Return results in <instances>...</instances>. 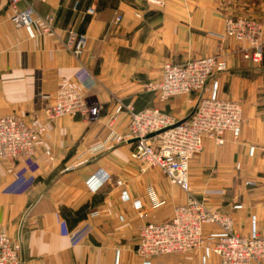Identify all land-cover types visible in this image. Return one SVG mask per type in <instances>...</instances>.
Returning a JSON list of instances; mask_svg holds the SVG:
<instances>
[{
    "label": "crops",
    "instance_id": "0c3cea01",
    "mask_svg": "<svg viewBox=\"0 0 264 264\" xmlns=\"http://www.w3.org/2000/svg\"><path fill=\"white\" fill-rule=\"evenodd\" d=\"M7 5L0 0V116L16 114L27 122L37 116L45 126L32 157L14 166L0 159V230L21 238L23 264H142L134 253L139 225L169 221L188 195L156 168L141 172L130 157L132 142L122 140L126 113L111 126L110 116L121 103L185 119L196 105L194 95L162 102L144 85L160 78L165 62L208 56L222 68L209 84L216 81L220 98L241 104L243 123L238 138L225 134L220 146L203 139L202 151L189 162V195L229 215L239 235L249 233L255 217L264 237V53L261 64L252 65L242 59L244 44L221 38L225 18L236 12L234 0L32 2L37 18L53 19L50 34H40L38 22L16 27ZM253 15L264 23V7ZM68 30L87 39L80 61L64 47ZM64 87L79 88L98 104V118L45 120L42 110ZM98 172L110 180L93 191L87 181ZM155 200L163 204L155 206ZM202 257L195 250L152 264L218 263L216 256Z\"/></svg>",
    "mask_w": 264,
    "mask_h": 264
},
{
    "label": "built area",
    "instance_id": "2783aa9c",
    "mask_svg": "<svg viewBox=\"0 0 264 264\" xmlns=\"http://www.w3.org/2000/svg\"><path fill=\"white\" fill-rule=\"evenodd\" d=\"M32 2L45 3L46 0H8L11 22L18 28H30L38 22L40 34L52 33L53 19L50 16L37 18ZM152 3L158 4L156 1ZM86 13L91 15L93 10L89 8ZM119 20L116 18V22ZM221 38L245 44L244 59L254 64L262 60L264 32L258 21L226 17ZM86 46L87 39L83 34L74 30L66 32L64 47L74 59L81 60ZM221 70L215 56L182 63L165 62L160 78L144 85L145 91L155 94L162 102L177 96L194 95L196 105L183 120H176L157 108L136 111L131 104L121 103L116 104L110 116L109 126L121 113H126L128 124L122 140L124 143L132 142L130 157L138 162L141 172L156 168L188 195L184 204L173 209L169 221L139 225L134 253L142 264H152L154 258L161 256L195 250L203 252V262L216 256V264H264V237L257 229L255 217H251L249 233L239 235L229 215L208 208L203 200L189 195V162L202 151L203 139L209 138L220 146L224 143L225 134L237 139L241 131L243 113L240 103L220 98L216 81L209 84ZM83 71L84 77L90 81V74ZM80 84L85 85V81L81 80ZM42 113L47 121L64 116L94 121L100 114V106L86 97L81 89L64 87L55 92L53 103ZM44 132L45 126L37 116L31 122L16 114L0 116V159L14 166L21 158L32 157L43 144ZM150 134L154 135L148 138ZM109 180L107 174L98 172L90 177L87 184L95 191ZM245 184L253 185L248 181ZM116 185L120 186L121 182H116ZM124 198L127 200L125 194ZM161 204L163 202H154L155 206ZM134 206L141 210L138 202H134ZM138 216L143 218L142 211ZM206 225L216 226L218 230L205 234L203 228ZM0 264H23L21 238L13 240L2 230Z\"/></svg>",
    "mask_w": 264,
    "mask_h": 264
},
{
    "label": "rangeland",
    "instance_id": "374dc122",
    "mask_svg": "<svg viewBox=\"0 0 264 264\" xmlns=\"http://www.w3.org/2000/svg\"><path fill=\"white\" fill-rule=\"evenodd\" d=\"M234 2L236 4V12L233 16H230V17H242V18L254 19L262 25L263 32H264V23L262 22L261 19H258L256 17H254V15H253V14H258V16L260 15L261 8L264 7V0H234ZM234 42H236V41H234ZM236 43H238V42H236ZM238 44H241V43H238ZM245 47H246V45H245ZM245 47H244V49H245ZM262 51H264V45H263ZM242 53H243V51H242ZM262 53H264V52H262ZM262 57H263V54H262ZM242 59L244 61H248L250 64L255 65V66H259L262 62V60H261L259 63L254 64L251 61L244 59L243 55H242Z\"/></svg>",
    "mask_w": 264,
    "mask_h": 264
},
{
    "label": "water",
    "instance_id": "95a60500",
    "mask_svg": "<svg viewBox=\"0 0 264 264\" xmlns=\"http://www.w3.org/2000/svg\"><path fill=\"white\" fill-rule=\"evenodd\" d=\"M154 134H150L149 136H148V138H150V137H152Z\"/></svg>",
    "mask_w": 264,
    "mask_h": 264
}]
</instances>
